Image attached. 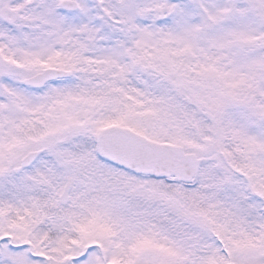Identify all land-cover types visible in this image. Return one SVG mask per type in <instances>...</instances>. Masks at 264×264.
Listing matches in <instances>:
<instances>
[{
    "label": "snow or ice",
    "instance_id": "1",
    "mask_svg": "<svg viewBox=\"0 0 264 264\" xmlns=\"http://www.w3.org/2000/svg\"><path fill=\"white\" fill-rule=\"evenodd\" d=\"M0 264H264V0H0Z\"/></svg>",
    "mask_w": 264,
    "mask_h": 264
}]
</instances>
